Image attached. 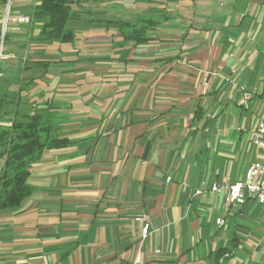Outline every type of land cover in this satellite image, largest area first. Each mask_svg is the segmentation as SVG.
I'll return each mask as SVG.
<instances>
[{"label": "crops", "instance_id": "obj_1", "mask_svg": "<svg viewBox=\"0 0 264 264\" xmlns=\"http://www.w3.org/2000/svg\"><path fill=\"white\" fill-rule=\"evenodd\" d=\"M69 1L84 11L67 25L76 40L50 48L35 1L11 5L30 21L7 24L1 77L42 84L31 103L21 83L15 102L0 87L15 104L0 127L40 105L67 144L31 165L19 208L0 210V264H264V205L225 208L210 191L264 162L251 142L264 119V0ZM159 12L138 46L105 23Z\"/></svg>", "mask_w": 264, "mask_h": 264}, {"label": "trees", "instance_id": "obj_2", "mask_svg": "<svg viewBox=\"0 0 264 264\" xmlns=\"http://www.w3.org/2000/svg\"><path fill=\"white\" fill-rule=\"evenodd\" d=\"M8 0H0L6 6ZM31 18L41 22L40 40L57 41L61 44L76 40L75 33L68 28V22L76 20L77 14L70 10L69 0H34ZM170 1V0H169ZM10 0L9 14L11 13ZM166 18L159 12L157 19L139 18L135 23L105 21L107 27L114 28L122 42L133 46L152 40L148 32L154 31ZM1 35V32H0ZM5 35L3 36L4 39ZM6 100L0 98V118ZM66 139L51 136V126L43 121L41 114L33 112L24 121L11 120L9 127H0V210L17 209L32 194L27 180L31 165L51 148H61Z\"/></svg>", "mask_w": 264, "mask_h": 264}, {"label": "built area", "instance_id": "obj_3", "mask_svg": "<svg viewBox=\"0 0 264 264\" xmlns=\"http://www.w3.org/2000/svg\"><path fill=\"white\" fill-rule=\"evenodd\" d=\"M10 0L6 4V17L3 24V29L0 35V61L5 57L2 55V42L7 23H27L28 16H17L15 18L9 17ZM9 18V19H8ZM2 74H0V77ZM251 142L264 150V119H259L253 129ZM169 181V179L167 180ZM210 191L214 193L223 194L224 207L228 208L230 205L243 206L249 200L256 202L259 205H264V162L260 160L251 161L244 172L241 180L228 184H213ZM197 194L200 192L197 191ZM137 221L143 222L141 228V240H145L149 234L150 226L144 218H137ZM223 220L216 219V224L221 225ZM158 253L157 251L155 252ZM130 264H143L140 257L137 256Z\"/></svg>", "mask_w": 264, "mask_h": 264}, {"label": "rangeland", "instance_id": "obj_4", "mask_svg": "<svg viewBox=\"0 0 264 264\" xmlns=\"http://www.w3.org/2000/svg\"><path fill=\"white\" fill-rule=\"evenodd\" d=\"M159 2H160V0H158ZM162 1V0H161ZM78 2V1H77ZM71 3H73V2H71ZM84 3V0H79V2L78 3H76L77 4V6L78 7H80V8H82V4ZM5 10H6V6H4L3 7V10L1 11V14H2V16H1V22H0V30H2L3 29V24H4V20H5V17H6V12H5ZM79 11H80V9H79ZM76 12V13H74V14H77V15H81V13L83 12L84 13V11H80V12ZM9 15V17H10V14H8ZM9 19V18H8ZM8 24V23H7ZM7 26V25H6ZM77 28V27H76ZM54 43H57V44H59L58 42H56V41H52V43H45L44 45L45 46H49V48H50V46L51 45H53ZM66 46H69V45H66ZM4 64H5V61H0V74H2V77H3V74L5 75V70H4ZM0 78V87L6 82V83H9L10 84V86L8 87V88H6L7 89V93H8V96L9 97H7V99L8 100H10V101H12V97L10 98V95H12L11 93H14L13 95V97L15 98V100H14V102L15 101H18V99H17V92L19 91V88L18 87H20V85L22 84V88L24 89H22L23 90V94H22V96H21V99H22V102H25L24 101V98H26V102H33L34 100H35V97H34V95L36 94V92H37V90H38V85H41L42 84V82H41V79H37V80H34V84H32V85H26V83L27 82H25V81H20V79H19V77H18V75L17 74H11V75H9L8 77L7 76H5L4 78H5V80H4V78ZM44 80V79H43ZM78 81V80H77ZM21 83V84H20ZM37 83V84H36ZM41 87V86H40ZM42 88V87H41ZM40 88V89H41ZM43 89H45V88H43ZM21 90V91H22ZM44 97L45 98H51V93H48V94H44ZM13 102V101H12ZM35 103V102H34ZM38 104V103H37ZM15 104L14 103H6V104H3V107H2V109H1V112L3 113V111H7V110H9L8 112H11L12 111V109H14V106ZM13 107V108H12ZM35 107V110H34V112H38V113H44L43 111H42V109H41V107H40V105H36V106H34ZM46 112V111H45ZM46 113H48V112H46Z\"/></svg>", "mask_w": 264, "mask_h": 264}]
</instances>
